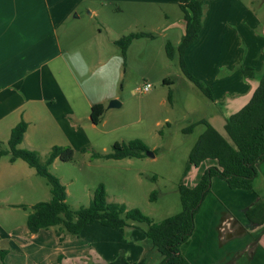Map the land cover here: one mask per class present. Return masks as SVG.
I'll use <instances>...</instances> for the list:
<instances>
[{"label":"rangeland","instance_id":"1","mask_svg":"<svg viewBox=\"0 0 264 264\" xmlns=\"http://www.w3.org/2000/svg\"><path fill=\"white\" fill-rule=\"evenodd\" d=\"M240 3L251 13H233L223 7L222 0H204L203 18L205 15V23L208 19L209 23L227 29L226 50L221 52L220 58L236 54L237 49L241 59L247 57L251 67L261 71L264 66V0H239L238 5ZM89 6L93 14L85 5L63 12L68 21L59 31L65 32L66 28L76 33L69 40L62 37L65 41L88 43L98 49V61L94 52L91 57L80 59L75 69L84 95L92 101L102 100L105 110L100 123L93 124L85 117L87 105H81L80 114L86 118L81 121V137L76 138L70 131L62 133L68 140L67 145L62 146L73 149V158L70 161L57 158L48 170L65 186L66 203L72 210L87 206L94 190L102 184L108 202L123 203L127 209L137 208L157 222L181 210L177 187L186 176L190 166L188 153L205 124L195 125L190 133H184L183 128L204 120L225 135L217 111L219 106L186 77L180 65L178 46L184 21L175 0L167 5L96 0ZM117 8L123 12H118ZM229 19L239 23L237 26L232 23L235 34L225 27ZM131 32L146 35L133 39L123 57L115 41ZM166 43L172 46L173 58L166 54ZM202 50L198 53L206 58L208 55ZM85 53L88 52L85 50ZM198 65L195 63L189 70L196 78L202 72L201 64ZM213 69L209 67L211 78ZM218 69L216 66L215 70ZM164 78L172 83H163ZM198 79L203 86L218 92L217 78ZM147 83L151 85L148 92L138 90ZM113 99L120 105L108 107ZM8 137V129L0 133L3 147H7ZM136 138L153 156L145 153L141 157L122 159L91 157L92 153L111 152L115 141L128 142ZM42 141L34 138L30 144H35L32 149L44 159L52 146ZM26 146V143L19 145L20 148ZM7 158L0 156L2 161ZM15 163L13 181L18 185L0 191V264H98L107 261L110 255L123 254L121 249L125 248L126 236L123 228L114 229L96 221L88 224L78 236L64 233L61 242L55 234L56 227L28 233L26 216L33 204L50 199V187L45 178L30 174L32 168L25 161L17 159ZM12 204H22L25 208ZM198 223L197 220L195 231ZM190 249L191 257L206 263L208 258L203 247Z\"/></svg>","mask_w":264,"mask_h":264},{"label":"crops","instance_id":"2","mask_svg":"<svg viewBox=\"0 0 264 264\" xmlns=\"http://www.w3.org/2000/svg\"><path fill=\"white\" fill-rule=\"evenodd\" d=\"M92 1L96 0H0V133L8 129L10 135L11 128L21 119L24 120L27 127L20 144L26 143L28 146L25 148L36 147L35 144H30L34 138L43 140L42 143L49 146L67 145L68 140L62 134L67 131L80 138L81 121L86 119L80 114L83 112L81 105L86 104L88 107L85 116L88 120L93 103L101 102L104 105L102 100L92 101L84 95L75 69L80 59L91 57L94 52L97 53L98 61V49L88 43L65 41V38L69 40L76 33L66 28L65 32L59 31L68 21V16L63 15V12H71L72 9L77 10L81 5H85L91 10L90 14H93L94 10L89 6ZM117 1L126 4L136 2L167 5L173 0ZM175 2L178 5V0ZM222 2L223 7L233 13H251L243 4L238 5L239 0ZM229 2L233 3L230 5ZM236 7L240 8L235 11L233 8ZM118 12L123 10L119 9ZM232 23L239 25L235 20L229 19L225 27L235 34ZM226 31L227 29L223 30L221 26L209 23L208 19L205 23L204 15L197 38L183 53L188 71L195 63L197 66L201 64L202 72L198 77L205 80L217 78L215 85L218 92L216 93L214 88L209 89L212 95L209 99L217 102L219 106L217 111L223 128L225 119L248 102L258 84L257 77H244L241 71L235 68L239 64L251 67L247 57L241 59L237 49L236 54L230 53L229 56L226 54L220 58L221 52L226 50ZM84 45L88 48H83ZM262 46L264 47V39ZM199 49H203L208 56L200 57ZM85 50L88 53H85ZM211 66L214 67L212 78L209 75ZM216 66L218 70H215ZM16 160L0 159V191L18 185L13 181L16 177L13 174ZM211 165H215L212 159H206L198 166L190 164L180 184L194 186L204 170ZM256 167L258 174L251 189H233L220 177L211 178L210 190L194 217L195 225L198 220L199 226L196 231L194 227L185 255L191 264H264V218L257 215L249 219L247 216V210L256 202H264V160L259 161ZM32 169L30 174L36 173L34 168ZM123 230L126 233L125 248L121 250L128 261L144 260L145 264H157L161 261V254L143 230L131 226L123 227ZM57 238L61 242L64 233ZM198 246L199 249L203 247L208 258L206 263L191 257L193 253L190 248ZM114 256L110 255L106 260L109 261Z\"/></svg>","mask_w":264,"mask_h":264},{"label":"trees","instance_id":"3","mask_svg":"<svg viewBox=\"0 0 264 264\" xmlns=\"http://www.w3.org/2000/svg\"><path fill=\"white\" fill-rule=\"evenodd\" d=\"M178 6L183 12L184 28L178 46L180 65L186 77L191 80L208 97L212 98L208 87L195 78L187 69L183 60L185 48L197 38L203 19L204 0H178ZM143 32H131L115 44L123 57L131 41L145 36ZM166 54L173 58L172 46L166 43ZM244 77L258 78V84L248 102L239 110L225 119V136L220 134L211 124L204 120L197 121L183 128L184 133H190L197 124H205L204 131L198 136L188 153V162L198 166L206 159L215 161V165L207 167L199 181L192 187L179 184L177 191L180 197L181 210L173 215L154 222L137 208L127 209L123 203L108 202L102 184L94 190L92 199L87 206L72 210L66 203V189L60 180L49 172V165L58 158L70 161L74 151L69 146L53 145L44 159L35 149L20 148L27 123L20 120L10 130L7 147L0 142V156H8L10 161L21 159L34 168L37 175L45 178L50 187V199L39 201L32 205L26 216L28 233L57 227L56 235L68 233L78 236L82 229L93 222L111 228L139 227L152 245L161 254L162 259L157 264H191L184 254L194 231V217L203 199L210 190L211 178L218 176L225 180L230 188L251 189L253 180L258 174L256 164L264 160V66L256 71L250 66L236 65ZM163 83H172L164 78ZM170 97V93H169ZM105 107L101 102L90 107V121L99 124ZM148 150L140 139L128 142L115 141L109 153H92L91 157L122 159L125 157H141ZM25 208L24 205L19 204ZM264 218V202L258 201L247 210L248 218L255 216ZM98 264H145L144 260L128 261L123 254L112 260Z\"/></svg>","mask_w":264,"mask_h":264},{"label":"water","instance_id":"4","mask_svg":"<svg viewBox=\"0 0 264 264\" xmlns=\"http://www.w3.org/2000/svg\"><path fill=\"white\" fill-rule=\"evenodd\" d=\"M119 105H120V102H118L116 99H113L109 102L108 107H116ZM145 153L146 155L153 156V153L150 151H146Z\"/></svg>","mask_w":264,"mask_h":264},{"label":"built area","instance_id":"5","mask_svg":"<svg viewBox=\"0 0 264 264\" xmlns=\"http://www.w3.org/2000/svg\"><path fill=\"white\" fill-rule=\"evenodd\" d=\"M151 88V85L149 83L143 85L141 88H139L138 90L141 92H148Z\"/></svg>","mask_w":264,"mask_h":264}]
</instances>
